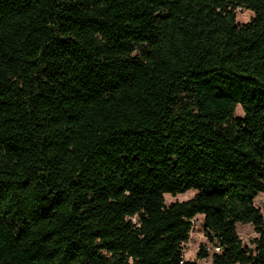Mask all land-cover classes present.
Segmentation results:
<instances>
[{"label": "trees", "instance_id": "trees-1", "mask_svg": "<svg viewBox=\"0 0 264 264\" xmlns=\"http://www.w3.org/2000/svg\"><path fill=\"white\" fill-rule=\"evenodd\" d=\"M259 193L264 0H0V264H264Z\"/></svg>", "mask_w": 264, "mask_h": 264}, {"label": "rangeland", "instance_id": "rangeland-1", "mask_svg": "<svg viewBox=\"0 0 264 264\" xmlns=\"http://www.w3.org/2000/svg\"><path fill=\"white\" fill-rule=\"evenodd\" d=\"M253 16L250 11L245 9L236 10V22L240 25L245 24ZM236 116L242 117L243 112L239 106L236 107ZM195 194V191H188L183 194H178L175 197L165 195V204L169 205L173 202H183L191 199ZM253 204L260 210V213L264 219V193H259L253 200ZM203 217L198 215L192 220V231L189 235V239L183 244V256L186 260L196 261V264H211V255L214 252V243L208 242L202 229ZM236 233L242 242V245L248 249L253 250L255 245L253 239L257 236L253 227L250 224H237ZM201 246H205L209 257L205 259H196V254Z\"/></svg>", "mask_w": 264, "mask_h": 264}, {"label": "built area", "instance_id": "built-area-1", "mask_svg": "<svg viewBox=\"0 0 264 264\" xmlns=\"http://www.w3.org/2000/svg\"><path fill=\"white\" fill-rule=\"evenodd\" d=\"M191 223H192V221H191ZM213 249H214L215 253H219L221 251L220 246L216 245V244L214 245Z\"/></svg>", "mask_w": 264, "mask_h": 264}]
</instances>
